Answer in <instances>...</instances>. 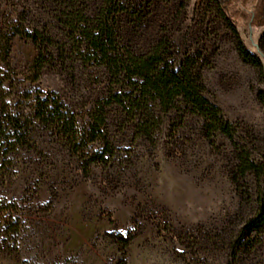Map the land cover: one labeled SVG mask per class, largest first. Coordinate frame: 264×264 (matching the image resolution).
I'll return each mask as SVG.
<instances>
[{
	"label": "rangeland",
	"instance_id": "374dc122",
	"mask_svg": "<svg viewBox=\"0 0 264 264\" xmlns=\"http://www.w3.org/2000/svg\"><path fill=\"white\" fill-rule=\"evenodd\" d=\"M222 1L242 43L264 64V0ZM217 2L77 5L91 25L111 12L119 50L143 54L162 44L167 61L194 60L206 98L260 158L264 72L240 58ZM63 10L56 0H0V124L18 120L28 131L0 158V264H264V232L245 231L256 181L234 182L230 141L210 143L201 119L183 107L161 113L151 140L139 136L118 103L122 84L85 51L84 37H64ZM18 29L48 31L60 43L41 72L37 47L13 36ZM54 100L75 118L73 131L35 119L36 106L52 108ZM121 239L130 240L127 248Z\"/></svg>",
	"mask_w": 264,
	"mask_h": 264
},
{
	"label": "trees",
	"instance_id": "16d2710c",
	"mask_svg": "<svg viewBox=\"0 0 264 264\" xmlns=\"http://www.w3.org/2000/svg\"><path fill=\"white\" fill-rule=\"evenodd\" d=\"M62 2L64 10L58 23L62 26L64 37L71 40L76 35L84 37L85 51L93 55L107 70L122 84L123 94L118 96V103L125 113L131 117V122L139 136L152 139L162 126L161 113L166 115L174 109L190 116L201 119L203 135L214 143L215 138L223 136L234 147L235 166L233 180L240 184L252 176L256 181L255 205L256 210L245 226V231L262 234L264 232V156L256 157L247 145L238 140L237 128L227 121L219 107L210 102L205 96V85L200 70L195 67V61L190 58L178 61H167L162 46H156L148 53L134 54L129 50H119L116 44V30L113 27L111 12L102 10L93 23L89 24L85 10L77 5L79 0H56ZM218 8L228 24L236 40L240 58L264 72L261 59L249 52L241 41L234 20L222 0L217 2ZM30 38L37 47L39 55L34 61V67L41 72L50 64L60 43L48 31L38 29L33 32L14 31V35ZM12 36V37H13ZM9 42L6 44L8 46ZM62 50V48H61ZM81 51V48L80 50ZM89 59L92 57L89 56ZM0 64V91H3L5 78ZM259 100L264 105V93H259ZM47 102V101H45ZM54 100L52 108L48 104L36 106L35 119L43 122L52 119L63 131H73L75 118L68 117L60 110ZM159 109V111H158ZM160 113V114H159ZM46 114H49L48 118ZM51 115V116H50ZM14 126L0 124V158L7 150L28 136L27 129L23 130L17 120ZM123 248H127L130 240L121 239ZM120 264H126L122 261Z\"/></svg>",
	"mask_w": 264,
	"mask_h": 264
}]
</instances>
